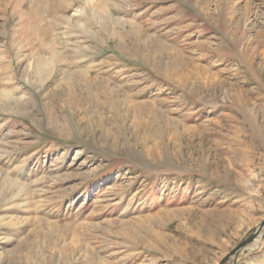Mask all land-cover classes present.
<instances>
[{
  "label": "rangeland",
  "instance_id": "obj_1",
  "mask_svg": "<svg viewBox=\"0 0 264 264\" xmlns=\"http://www.w3.org/2000/svg\"><path fill=\"white\" fill-rule=\"evenodd\" d=\"M263 219L264 0H0V264H218Z\"/></svg>",
  "mask_w": 264,
  "mask_h": 264
},
{
  "label": "water",
  "instance_id": "obj_2",
  "mask_svg": "<svg viewBox=\"0 0 264 264\" xmlns=\"http://www.w3.org/2000/svg\"><path fill=\"white\" fill-rule=\"evenodd\" d=\"M264 228V219L258 226L256 232H254L252 235H250L248 238L244 239L239 245H237L231 252H229L218 264H224L230 257L235 256L237 258L241 251L245 249V247L251 243L258 235L261 234L262 230Z\"/></svg>",
  "mask_w": 264,
  "mask_h": 264
},
{
  "label": "bare ground",
  "instance_id": "obj_3",
  "mask_svg": "<svg viewBox=\"0 0 264 264\" xmlns=\"http://www.w3.org/2000/svg\"><path fill=\"white\" fill-rule=\"evenodd\" d=\"M253 241H254V242H253L252 246H250L251 249H252L253 247H257V246H258V244H259L260 241H261V237L258 235V236L256 237V239H254Z\"/></svg>",
  "mask_w": 264,
  "mask_h": 264
}]
</instances>
